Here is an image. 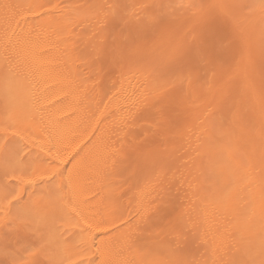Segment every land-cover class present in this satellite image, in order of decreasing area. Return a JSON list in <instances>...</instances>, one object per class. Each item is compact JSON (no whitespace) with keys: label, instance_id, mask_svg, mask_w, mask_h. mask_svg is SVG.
Listing matches in <instances>:
<instances>
[{"label":"bare ground","instance_id":"bare-ground-1","mask_svg":"<svg viewBox=\"0 0 264 264\" xmlns=\"http://www.w3.org/2000/svg\"><path fill=\"white\" fill-rule=\"evenodd\" d=\"M50 1L52 0L48 2ZM67 1H70L71 6ZM67 1L61 3L67 4L62 8L59 7L60 0L56 1L58 6L52 1L53 5L55 4L54 7L57 6L58 12L54 10L56 8L48 7L49 10L51 9L49 12L47 10L49 3L46 5L47 0H0V127L6 123L12 124L14 129L24 137L20 143L25 147L26 158L31 165L30 171L35 173L31 177L35 182L29 184L4 177L0 170L1 230L8 232L9 223L16 225L22 223L17 215L18 210L12 208L17 201L12 200L9 203L3 199V185L14 183L18 185L14 191L21 202L20 211L25 215L47 216L46 222L39 226L49 236L48 259L53 264H88L89 260H96L97 264H141L142 261L170 264L177 260L191 261L193 255H187L182 251L187 244L184 242L186 230H191L203 237L199 251L201 256L196 258L199 261H195L194 264H231L232 260L243 257L247 250H258L264 242L263 200V204L255 203V205L254 202L258 200V196L254 195L255 200L248 202L246 198L249 194L246 195L247 197L239 195L235 180L231 183V180L226 179L218 185H212L201 176V162L207 159L209 153L218 151L217 148L213 149V145L220 146L226 140L222 136L216 139V136L221 134L219 127L216 128L214 122L211 121V119L215 120V115L212 116L210 113L209 119L207 118L204 127L202 126L208 128V130H202L203 133L210 132L202 135V138L197 134L199 138L195 139L201 141L196 146L194 144V158L190 163L192 170L189 168L190 175L187 176V174L184 177L183 184L186 185V192L183 191L185 190V188L182 189L184 185L181 187L182 184L177 181L178 179L169 181L172 179L166 176L168 181L165 180L166 182L163 183L165 179L163 172L166 174L168 170L169 175L171 173L169 161L172 158H169L167 154L173 152L174 149L163 150L165 145H162L161 139V151L152 150L156 153L158 162L145 163L141 160L145 149H152L146 146L147 140L142 138L141 134L151 135L148 130L145 132V127L149 125L147 121L153 119L148 116L154 112L152 108L156 94L153 96V91L147 88L141 89L144 85L141 88L139 85L140 90L134 92L135 95L130 93L131 90L127 91L130 87L125 88V91L131 94L125 97L127 94L123 95L124 88L119 85L121 89L123 88V90L119 88L122 94L117 95L120 100L114 95L110 97L111 100H108L111 89L108 95L105 94L106 96L102 93L105 90L98 91V87L107 85V83L102 84L108 80L104 76L102 79H106L105 81L101 83L102 79H99L101 80L99 83L98 80L100 86L97 87L91 83L94 88L91 90H97L93 92L90 90L89 78L87 80L84 78V73H81L82 68L77 61L80 62L81 58L83 59L81 61L88 60L87 53H91L94 59L97 43L93 44L96 45L94 51L91 49L93 53L90 52V47L93 46H90L88 42L89 51L86 50L87 53L78 48L84 43H79L77 46V41H81L78 39L81 33L79 34L77 28L74 31V27H71L79 26L72 25L73 18L77 21L78 17L80 19L87 13L84 14L82 8H78L81 13L72 7L73 0L72 2ZM257 9L259 10L258 7ZM85 18H88V15L83 17L84 20ZM76 31L79 34L77 37ZM81 32L85 33L83 30ZM84 33H82L83 36ZM101 41L98 44L101 43L100 46L102 45L103 49L105 41ZM100 49V47L97 48V51ZM91 56L89 61L92 60ZM139 68L137 66L135 69L139 70ZM99 75L101 73H98ZM96 78L99 77L96 76ZM96 78L93 80H97ZM125 79L122 80L125 82ZM238 81L240 82L238 85L241 86L244 80ZM134 88L130 89L135 90ZM220 93L219 100L223 103L225 97L222 90ZM217 106L219 105L215 107ZM221 108L212 113L218 115L220 113L219 118H222L224 114ZM94 114L95 116H92ZM146 122L147 126H145ZM200 124L199 126L202 125ZM153 128L150 132L158 129L156 125L155 127L153 125ZM190 131L192 133V130ZM3 134L0 132V135ZM210 136H213V140ZM139 137L142 138L141 140L145 139L146 142L145 140L141 142ZM186 137L181 138L182 141ZM15 139L20 140V137L17 136ZM241 139L243 138L238 136L233 140L230 139L231 144H229L230 141L228 142L232 147H238L241 160L243 154H247L251 148L260 147L263 152L260 150L259 155L263 153L261 159H264V138L260 140L261 142L254 143L251 148H246ZM216 140H219L218 143ZM228 144L221 146L227 151ZM54 156L66 159L67 162L61 164L59 160L54 159ZM45 161L50 163L46 164ZM56 165L58 167H54ZM241 170L242 164L240 163L239 172ZM61 171L64 175L56 181V185H52L51 181ZM41 175L43 178H40ZM227 183H231L232 188L225 194L223 189ZM55 186L64 188L56 210L46 199L47 194ZM10 190L13 189L10 188ZM253 190L251 189L252 192ZM172 196L174 197L171 198ZM170 205H173L174 213H170L172 212L169 210ZM73 208L79 212V215L72 211ZM169 213L170 218L176 214L172 220L181 223L183 236H176V238V233H169L163 228H152L148 232L140 231L145 225L160 223L159 217ZM203 251L205 255L202 254Z\"/></svg>","mask_w":264,"mask_h":264},{"label":"rangeland","instance_id":"rangeland-1","mask_svg":"<svg viewBox=\"0 0 264 264\" xmlns=\"http://www.w3.org/2000/svg\"><path fill=\"white\" fill-rule=\"evenodd\" d=\"M48 1L49 0H47L46 5H48V3H49ZM52 1L56 4V1H58V0H52ZM52 1H50L49 5L47 6V10L49 12L51 10V9L49 10V8L54 9L58 6V4H56L57 6L54 7L55 4L53 5ZM82 1L83 2H81V0H77V1L73 0V2H72V0H71V2L74 3V4H72L73 5L72 7H75L76 9L82 8L81 10H83L84 14L87 13L85 15L86 16L88 15V18H85V20H84L83 17H85V15H83V17H81L82 19L81 18L79 19V17L76 16V17H78L77 21L79 23L76 21V18H73L75 21L73 20L72 25H76V26L79 25L78 26L79 29L81 31L82 30L85 31V33L81 32L78 29V27H75V26H71V27L72 28L74 27L73 28L74 31L77 28L76 30L79 32V34L81 33L79 35L76 31V37H77V35H79L78 39H81V41L82 40L83 41L78 42L77 38H76L77 39L76 41L78 43L77 46H79V43L80 44L84 43V45H81V47H78L79 49L81 48V50L83 49L82 50L83 52H86V50L89 51L87 46L90 44V46L94 47V49H93V47H90V52L93 53V51L95 50V47H96V45L94 46L93 44L97 43L96 50L94 51L95 52L94 56L99 52V50L97 51V48L100 47L102 49V47H101L102 45L100 46L101 43L98 44L99 41H101V39H102L101 42L105 41L104 42V44H105L104 47H106L105 49L111 50L114 47V45L118 46L120 44L121 39H122L121 33L126 32L127 29H126L124 23H121L116 19L117 15H119L121 17H125L129 20H133V18L136 17L138 14L143 15L144 13H151L152 11L163 12L169 18V23L171 26V31L169 33H167L160 40V44L164 46L167 44V42L170 39L175 40L176 42H182L184 40V34L195 27L196 21L192 18V13H190V12H186V11L178 9L175 11V13H173V10L170 8L159 7L161 5H173V4H181V3H185V4L195 3V4H226V5H258V3L260 2V0H92V1L91 0H82ZM62 2L65 3V0H60L59 7H61V8L65 5H67V4H64V5L61 4ZM67 2H69L68 5L71 6L70 1H67ZM76 2L79 5H76L77 4ZM88 2L91 4H89ZM50 4L52 6H50ZM108 5H113L114 7H108ZM92 6H94V7H92ZM153 6H156V7L153 8ZM84 9L85 10L91 9V10L90 11L88 10L89 11L88 12L87 10L85 11ZM92 9H95V10L93 11ZM120 9H122V10H120ZM54 10L58 12L57 8ZM59 10L61 11L60 8H59ZM78 10L81 12L80 9H78ZM120 11H121V13H120ZM133 12H135L136 14ZM53 13L56 14V12H53ZM231 13L233 16L232 25H234V26H232V30H233V35H234L235 41H236L235 50L233 52L223 54L220 58V62L217 64L214 71L202 70L200 72L198 78H194L190 82L185 81L182 86L179 83H177L174 87L170 86V90L173 91V94L178 97L179 109H178V112L174 115L175 117H173L172 123L169 126L167 133L165 132L166 134L161 135L160 134L161 131L159 133L160 128L154 122V119H149L147 121L149 124L148 125L149 127L152 125V127H150V129H148L149 127L147 126V122L145 124V126L148 127V128L145 127L146 128L145 132L148 130V132L151 133V135L150 134H148V135L141 134L142 138H146V140H147V142H146V140L143 139V140H145L147 147L152 148L151 150H157L158 149L161 151L162 145L163 146L165 145L163 147V150L164 149L170 150L172 148L174 150L176 149L175 153H173L174 152V150H173V152L171 151V152H168L170 154H167V156L169 158H172L169 161L170 162L169 164L171 165L169 170L172 174L170 173V175H169L168 170L166 171V174L163 172V176L165 178L163 183L166 182L165 180L168 181L167 178L169 176L170 177L172 176L171 178L169 177V179H172L169 181H173L175 179L176 180L178 179L177 181H179V183L182 184L181 187H183V185H184V187L182 189L185 188L186 185L183 184V181L185 180V178H184V177H186L185 175L188 174L187 176H189L190 175L189 171L192 170V168H191L192 164H190V163H192L191 160L194 158L195 150H193V148L197 145V143L199 141H201V140L196 141L197 140L196 138L197 137L199 138V136H200V138H202L201 137L202 135L210 132V131L209 132L207 131L206 133H203L202 130L203 131H205L206 129L208 130V128H203L204 127L203 125L205 122H207L206 119L211 114H212V116L215 115V120L211 119L212 118L211 116H210L211 117L210 119H211V121L214 122L216 128L219 127V129H220V127H221L220 125L224 124L233 133L231 135L232 138H231V136L230 137L228 136L229 138L227 136H224L225 137L224 139H226V140H225V142L223 141L224 143L220 144V146L228 144L230 139L233 140L236 137L240 136L243 138V139H241L242 144L246 148H251L254 145V143L261 142L260 140L262 138H264V43H263L264 42V38H263L264 37V17H262L260 9L258 10L257 7L256 8L236 7V8L231 9ZM256 13H257V15H256ZM258 17H260V18H258ZM86 19H88V20L86 21ZM257 19H259V20H257ZM80 20H82V21H80ZM75 22H77V23H75ZM254 27H256V28L253 29ZM82 28H84V29H82ZM260 32L262 33L261 35H260ZM82 33H84L85 35L83 36ZM95 35H97V36H95ZM100 36L101 37L103 36V38H101ZM108 36H109V38H108ZM99 38H100V40H99ZM246 38H248V39L246 40ZM262 38H263V40H261ZM191 39H192L191 37L188 38L189 43L191 42ZM85 42L86 43L88 42L89 44L87 43V45H86ZM90 42H93V43L91 44ZM110 42L112 43L111 46H110V44H111ZM82 46H84V47L82 48ZM244 46L246 48H244ZM104 47H103V49H104ZM162 48L163 47L161 46V50H162L161 54L163 53ZM84 49H85V51H84ZM87 54L89 55L88 60L84 59L85 61H81V60H83L81 58L80 62L79 61H77V62L81 66L80 68H82L81 73H84V78L86 80L89 78L88 82L90 84H88V83L87 84L89 85V87H91L90 90L94 89L93 86L91 85V83H94L93 84L94 86H97V87L100 86L98 84V80L102 79V76H104L108 80L105 79L106 80L105 81L104 79H102V81L99 80V83H100V81H101V83L103 81H105L102 84L105 85V83H107V85H105L106 88H105V86L102 85L103 87H101V86H100L101 88L98 87V89H99L98 91H100V89L105 90L104 91L105 93L103 91H102V93L104 94V96H106L105 94L107 93V95H108L109 94L108 91L112 90L110 92L111 93L110 96H108L109 97L108 100H111L112 98L110 99V97L111 96L113 97V95L116 99H118L117 95L122 94L121 90H123V88H124V90H123L124 94L123 95L125 96L127 94V96H125V97H129V96H131V94H134V92H138L139 85H141L140 88L143 87V85H144V87L141 89L147 88V89L153 91L152 92L153 96L155 94L157 96L158 90L161 86L162 81H160L156 76L151 74L149 71L145 70L142 67H140L139 70L138 69L136 70L135 69V68H137L136 65H132L131 67L129 65V67L127 66V67L121 68V67L116 66L113 63L110 64V62L107 59H103V58L99 59V61L97 60V64L95 62V65H94L93 64V56H91L92 54L91 53H87ZM90 56L92 58V60L90 59L91 61H89ZM86 61H88V62H86ZM78 64H77V66H78ZM87 64H89V65H87ZM82 65H84V66H82ZM133 66H136V67L132 68ZM86 67H88V69ZM94 67H95V69L97 68L96 71H95V69H92ZM80 68H78V69H80ZM84 69H85V71H84ZM86 69L90 71L91 75L88 74L89 71H87ZM140 70L143 73H141ZM94 71L96 72L95 73L96 76L99 78H96ZM98 73H101V75L98 76ZM85 74H86V77H85ZM141 75H143V76H141ZM93 76H95V77H93ZM122 76H123V78H122ZM125 76L126 77L128 76V77L126 78ZM93 78H96L97 80H93ZM121 78L123 80L126 78L125 82ZM121 80H122V82H121ZM138 80H140V81H138ZM238 80H244V81H242L241 86L238 85V83L240 84V82ZM93 81H96L97 83L93 82ZM148 81L151 83H149ZM108 84L110 85V87ZM146 84L148 85V87ZM119 85H122L123 88L121 89L120 88L121 86L119 87ZM135 85L136 86L138 85L137 88H134V87H136ZM128 87L134 88L135 90L129 88V89H127V91L129 92V90H131L130 91L131 94L127 93L125 91L126 90L125 88H128ZM150 87H152V88L154 87V88L152 89ZM239 87H241V88H239ZM117 89L121 93H119V91ZM96 90H91V91L93 92ZM221 90L223 92V96L225 97V99H223V103L222 102L220 103V101H222V100H219ZM104 96H103V98H104ZM119 96L122 97L121 95H119ZM156 96H154V97H156ZM115 98H114V102H116ZM211 99H213V100H211ZM118 100H120V99H118ZM110 102H112V101H110ZM205 102H207V103H205ZM209 102H211V103H209ZM213 102H215V103H213ZM154 104H155V100H154ZM215 104L219 105V106H217L219 108L215 107L216 106ZM221 105H223V106H221ZM220 107H222L221 109H222L223 114H224V115L222 114L223 115L222 118H219L220 113H219V115L217 113H212L215 110H218V109L220 110ZM153 109H154V107L152 108V110ZM93 113H90V114H93ZM153 113H155V109H154ZM153 113L151 112V114L148 116V118L149 117L153 118L154 117ZM92 116H95V114ZM216 118L218 121L216 120ZM150 120H153V122L152 121L150 122ZM202 120H203V122H202ZM141 123L143 124V122H141ZM153 123H155V124H153ZM199 124L201 126H199ZM153 125H154V127L156 125V127L158 128L157 129L158 132L157 131L150 132L151 128H152V130L154 129ZM198 126H199V128H198ZM190 130H192V133ZM168 131H170V132H168ZM153 132H155V133L157 132V133L155 134ZM200 132H202V133L200 134ZM176 134H177V136H176ZM164 135H166L167 137L166 136L163 137ZM260 135H261V137L262 136L263 137L262 138L259 137ZM182 136L183 137L187 136L186 137L187 139L185 138L186 140L184 139V141H182V139H181V138H183ZM219 136H221V135L218 134L216 136V139H219L220 138ZM249 136H251V137H249ZM174 137L177 139H175ZM179 137H180V139H178ZM210 137H211L210 139L213 140V136H210ZM139 139H140V137H139ZM141 139H140V141L144 142ZM161 139H162V142H161ZM167 140L170 143L166 142ZM140 141H138V142H140ZM171 141H173V142L171 143ZM218 141H217V143H218ZM226 141H227V143H226ZM231 141L229 142V144H231ZM160 142L162 143V145ZM178 144H180V146H178ZM194 144H195V146H194ZM144 145H145V143H144ZM143 146H141V147H143ZM151 146H154V147H151ZM220 146L219 145H216V146L213 145V149L217 148L219 150ZM179 147H181V148H179ZM260 150L262 151L261 147L258 149L251 148L247 154H243L242 160H241L242 170H241V172H239L238 175L231 178V183H233L232 180H235V182L237 183V186H238V188H236L237 193L239 195H243L244 197H247L246 195L249 194L250 196L248 195V197L246 198L248 202L249 201L253 202L255 200L254 195H255V197L258 196V200L256 199V202H254V204L256 203L258 205H261L262 200L264 203V175H263V173H264V159H261V156L263 155V153L261 156L259 155ZM261 151H260V154H261ZM216 152L217 151H215V153ZM171 162H172V164H171ZM169 164H168V167H169ZM189 168L191 170H189ZM172 171H174V172H172ZM167 172H168V174H167ZM242 173L244 175H242ZM174 174H176L178 176V178H176L177 176H175ZM166 176H167V178H166ZM181 177L183 178V180ZM247 178H250L251 180L249 179L250 180L249 181ZM244 179L246 180L245 182H244ZM177 181H175V182L177 183ZM252 183H254V185ZM180 184H178V185H180ZM10 185H11V183H10ZM13 185H14V183H13ZM14 189H16V188H14ZM14 189L12 191H14ZM251 189L252 190L254 189L253 192L255 191L254 192L255 194L251 191ZM183 191L186 192V188ZM173 197L174 196H172L171 198H173ZM261 198H263V199H261ZM254 204L252 205V207L254 206ZM171 206H172V208H170ZM170 207H169V210H172V212L170 211V213H174L175 211L173 210L174 209L173 205H170ZM255 208H257V207L255 206ZM175 215L176 214H173L170 219L174 218ZM189 229L190 228H188V230ZM2 230L0 228V236H1L0 240H1V242L3 241L4 233L7 232L5 230H3V231ZM173 234H175V233H173ZM176 236L179 237L177 234L175 235V237ZM185 236H186L185 237L186 241L184 240V242L187 244L184 247V249H182V251H183V253H185L187 255H193L191 261L194 264L195 261L196 262L199 261V259H196V258L198 256H201V253L199 251L201 248L200 243L203 241V237H201V235H196L191 230L190 231L186 230ZM202 245H204V244L202 243ZM204 253H205V251H203L202 254L205 255ZM3 258L4 257H0V259H3Z\"/></svg>","mask_w":264,"mask_h":264},{"label":"snow or ice","instance_id":"snow-or-ice-1","mask_svg":"<svg viewBox=\"0 0 264 264\" xmlns=\"http://www.w3.org/2000/svg\"><path fill=\"white\" fill-rule=\"evenodd\" d=\"M108 7L114 6L108 5ZM159 7L170 8L173 13L178 9L192 13V18L196 21L195 27L184 34L182 42L170 39L163 46V54H161L160 40L171 31L169 18L163 12L152 11L143 15L138 14L133 20L117 15L116 19L125 24L127 31L121 33L122 39L118 46H114L111 50L101 49L95 55L93 64L96 60L103 58L121 68L136 65L162 81L153 105L155 109L153 119L163 135L179 109L178 97L170 90V86L174 87L177 83L182 86L185 81L190 82L198 78L202 70L214 71L221 56L233 52L236 48L231 9L258 7L264 17V0H260L259 5L181 3ZM189 37L192 38L190 43ZM219 131L222 137L232 135L231 130L224 124ZM0 132L4 133L0 135V170L4 177H10L22 183H34L31 177L35 173L30 171L31 165L26 158L25 147L20 143L24 137L9 123L0 127ZM17 136L20 140L15 139ZM54 159L59 160L61 164L67 162L59 156H54ZM141 160L145 163L158 162L156 153L151 149H145ZM240 163L241 154L238 147L229 145L226 151L221 146L216 153H209L207 159L201 162V176L212 185H218L238 175ZM63 175L64 172L61 171L54 177L51 184L56 185V181ZM40 178H43V175ZM16 187L18 185H3V199L9 203L12 200L17 201L12 208L18 210L17 215L22 223L7 225L9 231L4 233L3 241L0 242V257H4L0 259V264H53L48 259L49 236L39 226L46 222L47 216L25 215L20 211L21 202L17 199L16 192L10 190ZM231 188V183L225 184L224 193L230 192ZM63 191L62 186H55L46 196L54 210L57 209ZM72 211L79 215L75 208ZM159 219L160 223L145 225L140 231L148 232L152 228H163L169 233L184 235L183 226L180 222L170 219V214L162 215ZM88 264H97V261L89 260ZM141 264H158V262L142 261ZM170 264H193V262L177 260ZM231 264H264V242L258 250H247L243 257L232 260Z\"/></svg>","mask_w":264,"mask_h":264}]
</instances>
